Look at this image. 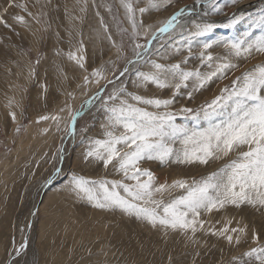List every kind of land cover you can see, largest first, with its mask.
<instances>
[{
	"label": "rangeland",
	"instance_id": "1",
	"mask_svg": "<svg viewBox=\"0 0 264 264\" xmlns=\"http://www.w3.org/2000/svg\"><path fill=\"white\" fill-rule=\"evenodd\" d=\"M258 1L264 0H239L235 5L230 0H218L222 12H216L204 2L199 7L197 0H171L158 10L151 8L148 0H125L131 3L139 25L140 35L134 40L132 23L121 0H0V17L8 25L0 22V264H237L248 260L244 253L264 245V214L251 208L229 207L201 216L205 228L219 230L228 220L232 222L230 227H247L239 244H229L207 232H198L194 238L190 233H165L134 216L99 210L67 187L73 175L89 180L123 179L112 165L105 168L100 162L84 161L88 142L106 138L108 119L102 101H107L116 87L145 98H172V88L141 85L137 73L153 71L152 61L166 66L180 64L187 71H211L198 58L204 42H212L208 51L213 57H225L228 49L220 46V41L247 32L253 37L264 34V23H260L264 7H254ZM10 2L24 7L9 6ZM243 3L253 9L238 11ZM196 5L199 9L181 18L182 27L172 37L154 41L151 51L134 67L127 63L134 58L133 44L147 42L145 33L150 37L181 8L194 10ZM140 8L147 10L141 13ZM233 14L244 19L234 28H224L222 25ZM19 16L24 17L23 23L15 19ZM193 21L211 22L218 27L199 38L189 54L181 33L194 31ZM69 53L84 57V69L69 59ZM231 60L238 67L225 78H213L198 91H192V81L187 89H181L168 109L177 114L176 124L196 130L208 127L207 121H193L191 116L219 96L222 89L231 88L237 77L264 65V54ZM125 67L129 71L117 79ZM96 70L104 77L99 83L92 75ZM85 76L91 83H85ZM109 80L116 81L112 84ZM97 92L102 93L101 98L83 109L73 134L71 116ZM188 92H192L191 99ZM121 98L135 103L128 95L121 94ZM182 108L194 112L181 114ZM148 110L156 111L151 107ZM45 115L59 116V124L39 120ZM175 147L179 148V143ZM245 150H234L208 165L142 161L140 167L150 170L157 184L170 185L177 180L191 183L223 168ZM182 192L174 189L156 198L167 202ZM253 233L259 234V244L253 241ZM24 243L27 247L15 255ZM251 264L259 262L252 260Z\"/></svg>",
	"mask_w": 264,
	"mask_h": 264
},
{
	"label": "snow or ice",
	"instance_id": "2",
	"mask_svg": "<svg viewBox=\"0 0 264 264\" xmlns=\"http://www.w3.org/2000/svg\"><path fill=\"white\" fill-rule=\"evenodd\" d=\"M200 2L201 0H197V3ZM238 2L239 0H230L232 5ZM121 3L129 14L128 18L133 29L132 38L135 40L140 33L137 31L139 25L133 7L125 0H121ZM148 3L151 8L158 10L161 6L171 3V0H148ZM207 5L213 11L222 12L218 0H207ZM9 6L24 7L12 5L11 2ZM24 10L27 11L26 8ZM146 10V8L139 9L141 13ZM4 11L6 12L7 9ZM188 13V9L181 8L162 26L152 31L150 37L145 33L147 42L143 45L133 44L134 58L127 63L135 65L151 51L154 41L163 37H172L176 29L182 27L181 18ZM15 19L24 22L23 16ZM243 19V16L233 14L222 26L231 29ZM0 22L8 26L2 17ZM193 23L194 31L181 33L182 42L186 43L189 54L199 38L208 36L218 27L211 22L193 21ZM260 23H264V15L260 17ZM219 44L228 49L227 56L213 57L208 51L213 44L206 41L202 45L204 51L200 52L198 57L201 64L206 65L211 71H187L181 68L180 64L166 66L152 61L153 71L137 73L141 85L151 83L161 89L172 88L174 92L170 99L131 95L125 93L123 88L116 87L107 97V101H102L108 119L109 130L105 133L106 138L88 142L89 147L84 154V161L100 162L105 168L112 165L123 179L89 180L73 175L67 186L68 189L79 198L85 199L94 208L134 216L153 228L163 229L165 233L168 231H178L185 235L190 233L194 238L198 232H207L225 239L229 244L234 242L239 244L240 235L247 234L246 226L230 227L232 222L228 220L219 230L212 227L205 228L206 221L201 219V216L220 212L229 207L237 210L247 207L264 214V65L237 77L231 88L222 89L219 96L207 105H202L191 116L193 121L199 122L203 119L208 122V127L202 130L189 129L184 125L176 124L177 114L168 111L175 102V97L181 94V89L189 87V81H192V91H198L206 87L213 78L223 79L229 71L238 67L232 63L231 58H247L254 53L264 54V34L253 37L251 32H247L242 37L220 41ZM82 50V48L78 49V52ZM174 51L180 52L181 49L174 48ZM69 59L74 60L81 69H84L82 55L69 53ZM183 63H187V60ZM128 71V67H125L118 75L115 73L114 75L118 79ZM92 75L96 77V83L104 79L100 70L94 71ZM84 81L86 84L91 83L87 76L84 77ZM108 83L114 84L115 81L109 80ZM121 94L130 96L135 103L122 99ZM101 95V92H97L90 100L85 101L80 112L71 116L73 127L70 132L74 134L75 122L83 109L100 99ZM187 96L191 99L192 92H188ZM138 105L148 106L156 111H149L148 107ZM180 112L188 114L193 113L194 110L182 108ZM11 117L13 121L16 120L15 112L11 113ZM39 120H51L58 125L60 117L45 115ZM116 129L121 131L117 133ZM177 143L180 145L179 148L175 147ZM241 148L247 150L240 152L236 160L207 177L193 180L191 183L177 180L170 185L157 184L154 174L140 167L142 161L208 165L210 161L222 159ZM62 153L63 149L60 150L59 155L61 160ZM59 171L56 170L57 173ZM174 189H181L183 192L167 202L162 198H156L157 195L162 197L165 192ZM253 241L260 243L259 234L253 233ZM26 247V243L21 244L20 248L15 250V255H20ZM244 256L248 260H240L237 264H251L252 260L264 264V245L250 249L244 253Z\"/></svg>",
	"mask_w": 264,
	"mask_h": 264
},
{
	"label": "bare ground",
	"instance_id": "3",
	"mask_svg": "<svg viewBox=\"0 0 264 264\" xmlns=\"http://www.w3.org/2000/svg\"><path fill=\"white\" fill-rule=\"evenodd\" d=\"M203 2L204 3H207V0H204V1H202V2H200V3H198V6L199 7H202L204 4H203ZM258 2H260V1H258ZM258 2H256V3H258ZM197 5H196V7H195V9L193 10V8H191L190 10H189V13L190 12H192L193 14H195L196 13V11L199 9V7H198ZM44 7V6H43ZM254 7H257V8H261V7H264V1L263 2H260V3H258L257 5H255ZM251 9H253V7H251L250 5H247V3H243V5H239L238 6V11H243V12H245V11H248V10H251ZM242 12V13H243ZM161 13V12H160ZM159 16V15H158ZM153 19V18H152ZM156 28V27H155ZM154 29V28H153ZM142 34V33H141ZM115 54V53H114ZM110 56V55H109ZM104 61V60H103ZM133 67H134V65H133ZM130 69H131V67H130ZM117 70V69H116ZM133 70V69H132ZM131 72V71H130ZM116 81V80H115ZM159 95V94H158ZM76 100V99H75ZM70 105V104H69ZM71 107V106H70ZM67 128V127H66ZM221 160V159H220ZM197 167V166H196ZM211 172V171H210ZM183 175V174H182ZM164 177V176H163ZM44 228V227H43ZM43 230V229H42Z\"/></svg>",
	"mask_w": 264,
	"mask_h": 264
}]
</instances>
